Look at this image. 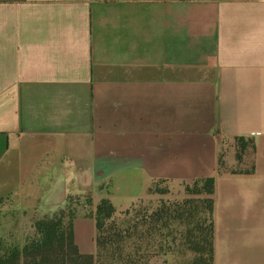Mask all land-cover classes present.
I'll return each instance as SVG.
<instances>
[{
    "label": "crops",
    "instance_id": "obj_1",
    "mask_svg": "<svg viewBox=\"0 0 264 264\" xmlns=\"http://www.w3.org/2000/svg\"><path fill=\"white\" fill-rule=\"evenodd\" d=\"M201 177L213 264H264V0H0V236L4 210L90 198L72 234L95 258L101 199Z\"/></svg>",
    "mask_w": 264,
    "mask_h": 264
},
{
    "label": "trees",
    "instance_id": "obj_2",
    "mask_svg": "<svg viewBox=\"0 0 264 264\" xmlns=\"http://www.w3.org/2000/svg\"><path fill=\"white\" fill-rule=\"evenodd\" d=\"M233 142L236 159L252 171V138L234 137ZM177 184L182 190L175 195L174 183L154 180L144 198L123 210L101 199L93 214L95 258L81 254L73 241L77 208L68 198L64 207L31 221L33 233L21 245L5 246L0 236V264H148L153 258L162 264H213L214 178Z\"/></svg>",
    "mask_w": 264,
    "mask_h": 264
},
{
    "label": "rangeland",
    "instance_id": "obj_3",
    "mask_svg": "<svg viewBox=\"0 0 264 264\" xmlns=\"http://www.w3.org/2000/svg\"><path fill=\"white\" fill-rule=\"evenodd\" d=\"M182 190V187L177 183L172 186V193L177 195ZM90 198L74 197L72 198V204L75 208L82 207L83 209L88 208L90 204ZM79 211H82L80 209ZM40 213L34 212L33 210L26 211H11L4 210L2 212V226H1V237L2 242L5 246L7 245H21L25 237L31 235V221L39 218ZM154 259V258H153ZM152 259V260H153Z\"/></svg>",
    "mask_w": 264,
    "mask_h": 264
}]
</instances>
